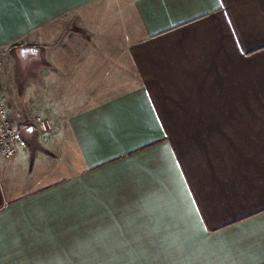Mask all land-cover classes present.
<instances>
[{
    "label": "crops",
    "instance_id": "1",
    "mask_svg": "<svg viewBox=\"0 0 264 264\" xmlns=\"http://www.w3.org/2000/svg\"><path fill=\"white\" fill-rule=\"evenodd\" d=\"M3 60L0 264H264V0H0Z\"/></svg>",
    "mask_w": 264,
    "mask_h": 264
},
{
    "label": "built area",
    "instance_id": "2",
    "mask_svg": "<svg viewBox=\"0 0 264 264\" xmlns=\"http://www.w3.org/2000/svg\"><path fill=\"white\" fill-rule=\"evenodd\" d=\"M35 121L45 128L41 117H36ZM19 126L12 120L9 107L0 96V155L3 158H10L16 153V143L20 137Z\"/></svg>",
    "mask_w": 264,
    "mask_h": 264
},
{
    "label": "rangeland",
    "instance_id": "3",
    "mask_svg": "<svg viewBox=\"0 0 264 264\" xmlns=\"http://www.w3.org/2000/svg\"><path fill=\"white\" fill-rule=\"evenodd\" d=\"M2 64L3 65H0V70H3V72H5V69L8 67V64L4 60L2 61ZM1 81L2 80L0 79V96L3 97L7 106L9 105L10 109L14 108L12 105H15V100H16L15 96L17 94L16 87L12 86L11 83H7V84L2 85L3 82H1ZM22 90L24 92V89H22ZM23 92L21 94H24ZM20 110L23 111V108H20Z\"/></svg>",
    "mask_w": 264,
    "mask_h": 264
},
{
    "label": "water",
    "instance_id": "4",
    "mask_svg": "<svg viewBox=\"0 0 264 264\" xmlns=\"http://www.w3.org/2000/svg\"><path fill=\"white\" fill-rule=\"evenodd\" d=\"M32 49L28 47H24L21 49V54L25 55L26 53L30 52Z\"/></svg>",
    "mask_w": 264,
    "mask_h": 264
}]
</instances>
